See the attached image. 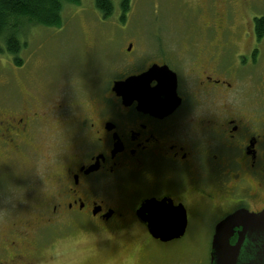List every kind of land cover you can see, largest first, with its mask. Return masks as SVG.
<instances>
[{
    "label": "flooded vegetation",
    "instance_id": "flooded-vegetation-1",
    "mask_svg": "<svg viewBox=\"0 0 264 264\" xmlns=\"http://www.w3.org/2000/svg\"><path fill=\"white\" fill-rule=\"evenodd\" d=\"M175 1L188 25L178 51L75 88L51 107L23 95L0 105L9 106L0 109L3 164L40 168L45 182L37 207L0 236V264H40L47 237L87 229L110 234L107 243L149 244L184 243L209 228L212 243L230 215L264 211V0ZM155 64L176 73L173 104H126L113 91ZM149 200L165 201L164 213L185 211L180 238L152 236L141 210ZM140 244L131 256L161 264Z\"/></svg>",
    "mask_w": 264,
    "mask_h": 264
},
{
    "label": "rangeland",
    "instance_id": "rangeland-1",
    "mask_svg": "<svg viewBox=\"0 0 264 264\" xmlns=\"http://www.w3.org/2000/svg\"><path fill=\"white\" fill-rule=\"evenodd\" d=\"M79 1L76 5H63L59 26L24 23L20 36L24 46L19 53L23 59L21 66L14 64L12 56L0 52V105H10L23 95L42 98L51 107L66 100L75 88L83 92L87 84L105 82L120 72L133 73L141 65L156 61L159 54L169 55L183 46L188 25L182 18L180 2L132 0L130 10L122 18L120 2L115 0L113 15L105 19L94 0ZM0 107L5 110L9 106ZM5 154L0 153V208L7 211L0 215V236L6 233L7 224L37 207L36 196L43 193L45 185L42 179L39 182L40 168L3 164ZM9 185L22 193L12 203L5 195ZM198 235L203 239L197 241ZM210 237L211 230L205 228L200 234L190 231L184 243H126L127 238L121 236L122 240L107 243L110 234L87 229L55 239V243H49L47 237L45 243H40L39 262L141 264L139 255L131 256L140 244L161 264H210ZM23 246L30 251L28 243ZM142 263L145 264L144 259Z\"/></svg>",
    "mask_w": 264,
    "mask_h": 264
},
{
    "label": "water",
    "instance_id": "water-1",
    "mask_svg": "<svg viewBox=\"0 0 264 264\" xmlns=\"http://www.w3.org/2000/svg\"><path fill=\"white\" fill-rule=\"evenodd\" d=\"M131 49L132 45L128 50ZM154 80L158 81V85L150 88ZM176 89V73L167 66L156 64L144 74L115 82L113 87L124 103L138 101L145 106L162 103L165 97L168 104H173L175 98L179 99ZM164 207L165 201L156 200H149L142 207V211L149 212L150 233L164 241L180 238L186 230L185 211L168 210L164 213ZM211 264H264V211L255 214L238 211L219 223L211 243Z\"/></svg>",
    "mask_w": 264,
    "mask_h": 264
},
{
    "label": "trees",
    "instance_id": "trees-1",
    "mask_svg": "<svg viewBox=\"0 0 264 264\" xmlns=\"http://www.w3.org/2000/svg\"><path fill=\"white\" fill-rule=\"evenodd\" d=\"M132 0H119L122 18ZM79 0H0V52L12 56L16 66L23 64L19 53L24 48L20 39L24 23L47 27L59 26L65 3L79 4ZM96 9L107 19L115 11V0H94ZM4 46V47H3Z\"/></svg>",
    "mask_w": 264,
    "mask_h": 264
},
{
    "label": "clouds",
    "instance_id": "clouds-1",
    "mask_svg": "<svg viewBox=\"0 0 264 264\" xmlns=\"http://www.w3.org/2000/svg\"><path fill=\"white\" fill-rule=\"evenodd\" d=\"M5 195L8 197V202L12 203L16 199H18L22 193L16 189L14 186L9 185L8 188L6 189ZM7 209L0 208V215L5 214Z\"/></svg>",
    "mask_w": 264,
    "mask_h": 264
}]
</instances>
